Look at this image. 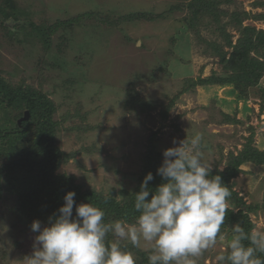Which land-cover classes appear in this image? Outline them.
<instances>
[{"label":"rangeland","instance_id":"1","mask_svg":"<svg viewBox=\"0 0 264 264\" xmlns=\"http://www.w3.org/2000/svg\"><path fill=\"white\" fill-rule=\"evenodd\" d=\"M15 1L26 12V23L52 24L87 11L113 20L109 29L99 27L96 19L94 27L82 19L73 34L55 32L46 59L40 37L28 32L30 25L16 29L19 22L9 18L5 24L13 31L8 33L0 24V71L56 103L60 146L73 155L57 174L74 176L83 191L95 189L122 199L123 190L137 188L149 151L163 160L165 149L196 134L203 137V156L212 169L225 170L230 155L244 151L249 141L264 151V77L245 94L233 85L198 82L223 75L212 44L226 41L215 20L202 26L201 39L187 29L185 0ZM256 1L232 0L221 8L253 13L244 25L264 30V21L253 16L264 12ZM137 13L153 19L130 16ZM227 19L223 14L222 22ZM103 29L104 39L98 33ZM226 32L236 41L238 32L231 24ZM60 64L62 68L55 67ZM239 169L231 187L245 199L254 229L264 231V165L246 162ZM7 198L4 192L0 200V264H24L37 233L10 212ZM112 239L121 246L131 244ZM228 243L227 236L218 238L194 264H217ZM135 249L134 258L141 251L148 260L150 245Z\"/></svg>","mask_w":264,"mask_h":264},{"label":"trees","instance_id":"2","mask_svg":"<svg viewBox=\"0 0 264 264\" xmlns=\"http://www.w3.org/2000/svg\"><path fill=\"white\" fill-rule=\"evenodd\" d=\"M225 2L231 4L232 0H185L188 13L184 20L187 29L201 39L202 26H208V23L211 24L215 20L216 24H220L219 27L226 41L224 44L216 42L212 44L223 64V75L208 79L200 78L197 81L203 84L233 85L235 90L245 94L249 88L260 85L264 77V30L244 25V20L253 13L246 10L233 12L223 10L221 5ZM255 5L264 7V0L256 1ZM223 14L228 16L224 23ZM130 16L144 19L153 17L147 13ZM253 16L264 21V12ZM25 17L26 12L19 8L15 0H0V24L3 29L8 33L13 31L5 24V20L9 18L19 22L16 29H27L30 25L31 29L28 32L40 37L44 45L45 59L47 56L50 57L48 53L50 38L55 32L67 30L73 34L75 25L82 22V19L91 20L93 27L96 19L98 26H103L105 29H109L113 24V20L108 18V15L100 17L93 11L79 13L67 20L59 19L52 24L48 22L49 20H45L41 25L35 24L32 19H28L27 23L22 22ZM230 24L238 32L236 41L232 33L226 32ZM102 32L105 33V30L98 31L100 37L105 35ZM61 39L66 40V35L62 34ZM227 45L229 49L225 50ZM55 67L62 68L63 65ZM56 107V103L45 93L37 91L24 80L16 82L0 71V200L5 192L7 197L11 198L10 212L29 228L35 220L41 221L43 227L48 226V218L63 206L64 196L69 191L76 193L74 197L76 205L90 203L102 209L105 213V222H112L115 219L135 221L139 215L134 210L135 193L139 192L144 177L149 172L153 174L154 179L149 182V187L153 189L165 182L156 174L163 163L160 154L154 151L147 153L137 188L134 191L123 190L120 200L112 194L106 197L95 189L83 191V186L76 182L74 176L57 174L61 164L66 163L73 155L61 149L60 123L54 118ZM25 111L29 112L28 118L19 122L25 116ZM229 158L225 170L212 169L211 175H220L222 182L232 193L220 233L227 236L230 241L233 238L232 227L236 223H240L245 232L250 233L254 229L250 214L245 210L248 205L245 199L232 189L231 180L236 177L243 163L253 162L264 165V151L253 147L252 141H249L244 151L230 155ZM73 217H75V205ZM112 237L113 235L108 234L106 242L112 243ZM243 243L250 246L248 241ZM120 247L131 254L136 250L131 244ZM227 252L228 249L224 254L226 255ZM138 253L140 255L139 258H135V264L147 263L145 254L141 251ZM259 258L264 261V255H259Z\"/></svg>","mask_w":264,"mask_h":264},{"label":"clouds","instance_id":"3","mask_svg":"<svg viewBox=\"0 0 264 264\" xmlns=\"http://www.w3.org/2000/svg\"><path fill=\"white\" fill-rule=\"evenodd\" d=\"M202 142L201 134L187 136L163 151L156 174L165 182L153 189V174L144 177L135 193V223L105 222L102 209L90 203L76 205V193L69 191L63 206L48 218V226L42 228L39 220L31 224L37 235L24 264H135L131 252L106 242L110 233L135 248L150 245L149 264H194V258L224 239L221 226L232 194L220 175H211ZM232 232L228 252L216 257L217 264H264L259 258L264 255V231L245 232L236 223Z\"/></svg>","mask_w":264,"mask_h":264},{"label":"water","instance_id":"4","mask_svg":"<svg viewBox=\"0 0 264 264\" xmlns=\"http://www.w3.org/2000/svg\"><path fill=\"white\" fill-rule=\"evenodd\" d=\"M28 116H29V112H28V111H26V112H25V116H24L23 118H21V119L19 120V122H21L22 120H25V119H27V118H28Z\"/></svg>","mask_w":264,"mask_h":264}]
</instances>
